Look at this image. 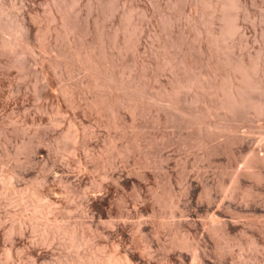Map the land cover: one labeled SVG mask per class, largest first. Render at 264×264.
I'll list each match as a JSON object with an SVG mask.
<instances>
[{
  "label": "rangeland",
  "instance_id": "obj_1",
  "mask_svg": "<svg viewBox=\"0 0 264 264\" xmlns=\"http://www.w3.org/2000/svg\"><path fill=\"white\" fill-rule=\"evenodd\" d=\"M14 1L32 36L65 49L80 37L118 80L101 97L81 67H49L50 52L28 55L24 72L0 62V264L262 263L264 164L234 176L264 145V114L246 115L238 143L202 141L156 97L175 76L167 60H207L196 1L75 0L67 38L47 18L52 0ZM242 1L231 51L264 55V0Z\"/></svg>",
  "mask_w": 264,
  "mask_h": 264
},
{
  "label": "bare ground",
  "instance_id": "obj_2",
  "mask_svg": "<svg viewBox=\"0 0 264 264\" xmlns=\"http://www.w3.org/2000/svg\"><path fill=\"white\" fill-rule=\"evenodd\" d=\"M74 1L75 0H52L53 4L52 6H50L49 12L47 11V18L50 21L59 22V26L57 24L54 28L58 37L67 38L73 33H76L77 24L75 22V15L73 14L74 11L72 12ZM195 1L196 15H194L193 20L198 21L195 23L200 34L199 40L203 43V45L200 43V48L202 47L203 50L205 49L206 54L208 55V57L206 58L207 60H202L199 62L200 64H198L199 60L194 61L184 55H182L183 57L181 56L182 58L180 57V60L175 61L176 58L167 60L165 65H167L168 68L170 67L174 70L175 76L174 78L172 76V80L170 79V85L160 89L157 92L156 97L158 100L166 102L170 106V109L168 106L166 107H168L167 112L172 119L174 118L178 120V122H181V124L184 123L186 125L195 127L197 134L202 139V141L207 139L215 140L214 138L219 137H221L222 139V137H224L225 142L227 141V143L229 144H233L235 142L238 143V141L240 142V140L245 137L246 129H243V121L244 118L247 117L246 115H248L249 113L264 114V55L260 51L254 56L249 55L243 57L235 56L232 53L234 51H231V45L229 41L239 31L240 23H238V20L241 17L240 13L242 10L246 9V5L242 0ZM17 2L14 0H0V62H3L8 67H18L21 71L24 72L27 66L28 55L35 56L36 50H39L40 53L50 52L52 54V57L49 60L47 58L49 67L53 69L59 66H65L69 68L68 66H70L71 64V67L75 65L78 68L81 67V70L84 69L86 71L92 87L94 89L97 88V90L95 89L93 91L97 94H100L101 97L104 96L106 87H108L109 83L111 82L110 79H114V76L108 72L106 62L100 55V51L94 45H85L78 35V42L68 41L69 47L66 49L64 48L66 47V45L64 47H57L51 44L52 42H46L44 35L42 36L40 33H36V35L32 36L30 32L31 29L27 24L28 22H26L25 20L24 13L26 12H21V19H19L17 16ZM29 13H31V11ZM33 14L35 13L33 12ZM215 19L220 20V24L218 23L220 26L218 25L219 27L217 26V29L212 28L211 26H204V23L213 24L214 21H216ZM196 37L198 36L196 35ZM161 45L163 46V43H161ZM69 69L71 70V68ZM69 87L68 85L63 86L62 91L65 94L68 93ZM165 110L166 109L164 108V111ZM262 143L264 142L262 141ZM262 146L264 145H261V147ZM258 147H260L259 144ZM261 147L254 148L258 150L252 151L246 157L244 156V162L241 164V167L239 171H237L236 176H234L235 178L241 171H251L253 167H255L256 165L258 166V163L264 164V147ZM261 171L263 172L264 170ZM263 177L264 176L262 174L258 175L259 179ZM177 202L178 201H176V199L172 200L174 209L177 207ZM174 209L173 212H176L177 209L175 211ZM262 223H264V221H262ZM212 226H214V228L212 227L214 231L223 238V245L229 249L232 243L230 242L229 237H227L228 234L226 235L225 232L221 230L222 228L218 227V225L213 224ZM224 228H226L225 224ZM194 244L195 243H188V245L195 248ZM236 245H238V243ZM256 245V242L252 240V242H250L248 246H245H247V248H250L256 247ZM239 249L242 250V248ZM240 254L241 253H239V255ZM243 258L244 260L246 259V257ZM248 258L249 257H247V259ZM254 258L255 257H253L252 259ZM261 260H263L262 263L259 262L260 260H258V263L264 264V257H262ZM258 263L256 262V264Z\"/></svg>",
  "mask_w": 264,
  "mask_h": 264
}]
</instances>
